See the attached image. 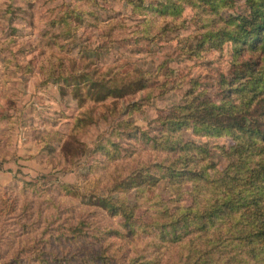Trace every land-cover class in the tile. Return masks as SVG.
Returning a JSON list of instances; mask_svg holds the SVG:
<instances>
[{
	"label": "rangeland",
	"instance_id": "obj_1",
	"mask_svg": "<svg viewBox=\"0 0 264 264\" xmlns=\"http://www.w3.org/2000/svg\"><path fill=\"white\" fill-rule=\"evenodd\" d=\"M225 12L230 19L245 14L243 0ZM140 13L131 0H0V264H128L144 257V247L151 251L144 234L130 240L105 232L119 229L121 218L100 205L120 196L144 220V191L135 185L147 177L110 189L140 163L161 158L135 130L157 136L160 117L192 87L219 103L222 80L231 78V47L189 54L195 27L188 6L183 26L159 19L151 39L144 37L150 15L145 22ZM143 73L146 88L100 101L87 94L93 81L120 86ZM113 129L108 151L122 157L108 161L95 147ZM182 136L205 146L217 169L226 166L220 148L233 143L229 137L191 128ZM154 193L173 197L165 179ZM82 221L83 239L68 241L70 226Z\"/></svg>",
	"mask_w": 264,
	"mask_h": 264
},
{
	"label": "trees",
	"instance_id": "obj_2",
	"mask_svg": "<svg viewBox=\"0 0 264 264\" xmlns=\"http://www.w3.org/2000/svg\"><path fill=\"white\" fill-rule=\"evenodd\" d=\"M243 2L245 14L230 19L225 9L233 6V0H131L136 12L144 14L145 22L150 15L144 23L146 39L154 36L152 27L159 19L183 26L182 13L188 6L195 27L189 54L221 51L225 44L230 45L231 78L222 80L219 103L192 87L182 103L160 117L157 136L133 127V137L162 152L161 158L140 163L122 179L114 180L110 189L131 187L128 180L135 176L147 177L135 185L139 193L144 191L146 216L137 220V205L120 196H107L100 205L111 217L121 218L119 229L105 232L130 240L142 234L147 237L151 251L146 253L144 247V257L132 256L128 264H264V0ZM81 82L74 86L83 105ZM147 82L145 73L120 86L93 81L87 94L97 101L110 95L121 97L130 90L146 88ZM127 122L116 124L125 128ZM190 128L196 135L232 140L229 147L220 148L227 161L223 169L216 168L205 146L183 138L182 131ZM115 132L111 130L109 137L101 138L95 147L108 161L122 157L120 153L114 159L108 151L115 143ZM162 179L172 192L169 199L154 193ZM185 193L190 203H183ZM85 224L71 225L68 241L83 239Z\"/></svg>",
	"mask_w": 264,
	"mask_h": 264
}]
</instances>
